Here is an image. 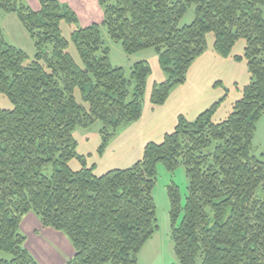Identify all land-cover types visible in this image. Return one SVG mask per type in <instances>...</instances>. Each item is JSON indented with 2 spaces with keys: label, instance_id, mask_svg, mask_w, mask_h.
I'll use <instances>...</instances> for the list:
<instances>
[{
  "label": "trees",
  "instance_id": "obj_1",
  "mask_svg": "<svg viewBox=\"0 0 264 264\" xmlns=\"http://www.w3.org/2000/svg\"><path fill=\"white\" fill-rule=\"evenodd\" d=\"M0 0L34 43L35 56L6 42L0 28V264H39L20 232L34 213L44 228L64 233L75 250L66 264H139L144 246L159 231L153 191L157 165L186 169L185 203L169 187L171 238L180 264H264V160L254 154L257 124L264 115V0H99L101 24L79 27L77 14L60 0ZM195 20L181 26L190 9ZM76 28L71 40L61 24ZM102 28L133 55L153 49L166 81L155 84L151 103L163 106L184 85L207 51L228 58L239 40L251 82L229 116L215 122L227 94L194 121L180 115L160 144L145 146L140 161L103 176L96 165L70 167L77 128L101 123L103 153L119 130L142 117L148 62L130 75L115 68ZM74 44L80 61L70 52ZM80 92V99L77 91ZM86 163V162H85Z\"/></svg>",
  "mask_w": 264,
  "mask_h": 264
},
{
  "label": "rangeland",
  "instance_id": "obj_2",
  "mask_svg": "<svg viewBox=\"0 0 264 264\" xmlns=\"http://www.w3.org/2000/svg\"><path fill=\"white\" fill-rule=\"evenodd\" d=\"M78 1L87 6H79ZM78 1L74 12L78 16L79 27L86 28L92 24L103 22L104 10L95 4V0ZM26 4L33 9L32 4L35 2L27 0ZM194 20L195 12L192 8L183 18L181 26L190 25ZM0 28L7 43L26 52L30 59L34 58L33 40L15 14H4L1 18ZM75 28L74 25L62 22L63 37L71 40V34ZM102 38L105 46L110 50V61L113 67L123 68L129 76L131 68L136 63L148 62L152 68V75L147 82L141 119L122 127L102 154L99 153L103 143L101 123H96L87 129H76L74 136L78 142L77 153L84 157L85 161L73 159L70 162V167L74 171H79L84 166L96 165V175L103 176L112 170L131 168L142 159L147 144H160L167 133L173 132L180 115L194 121L227 94L215 116L217 123L225 120L232 112L234 103L241 98L242 89L251 82L246 61L237 62L234 60V56L243 55L245 41L239 40L231 56L222 58L214 51V33H209L207 35V51L197 62L190 77L187 76V82L173 88L165 105L154 106L151 103L154 85L167 79V75L160 68L156 52L153 49H147L129 55L124 51L122 43L110 39L106 28H102ZM69 50L81 63L73 43H71ZM77 97L78 99L81 98L79 90ZM0 108H13L6 95H0ZM254 154L264 160V115L257 124ZM174 184L179 187L184 204L188 192L186 169L179 166L171 172L164 164L159 163L157 165V183L153 191L159 231L139 253V264H180L175 255L171 238V203L168 190ZM31 214L35 216L38 222L26 221L24 223L22 221L24 224L22 223L20 227L21 234L27 239L25 245L27 250L39 264H66L75 255L74 247L68 237L52 228H44L40 219L34 213ZM6 258H9L7 254L0 253V259Z\"/></svg>",
  "mask_w": 264,
  "mask_h": 264
},
{
  "label": "crops",
  "instance_id": "obj_3",
  "mask_svg": "<svg viewBox=\"0 0 264 264\" xmlns=\"http://www.w3.org/2000/svg\"><path fill=\"white\" fill-rule=\"evenodd\" d=\"M25 1H27V0H25ZM63 4H67L73 11H74V9L76 10V8H75V5H77L76 3H77V1L78 0H60ZM66 1H67V3H66ZM96 1V5H98V6H100L99 5V3H98V0H95ZM32 2H35V4H32L33 6V9L34 10H36V11H38L39 9H40V4H39V0H32ZM78 3H79V6H81V7H86L87 5L86 4H83V3H81V2H79L78 1ZM203 56H201L194 64H193V66L191 67V69H190V71H189V74H188V77H190V74H191V72L194 70V68L196 67V64H197V62L202 58ZM169 98H170V96H169ZM169 100V99H168ZM167 100V101H168ZM165 105V104H164ZM37 219H35V216L33 215V214H28L24 219H23V221H24V223L26 222V221H31V222H35ZM36 222H38V221H36ZM23 223V222H22ZM23 223V224H24ZM22 225V224H21Z\"/></svg>",
  "mask_w": 264,
  "mask_h": 264
}]
</instances>
